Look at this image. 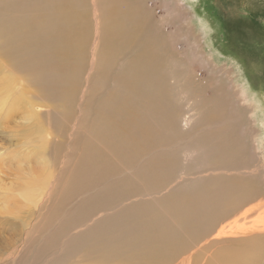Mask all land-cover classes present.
<instances>
[{
  "label": "rangeland",
  "instance_id": "obj_1",
  "mask_svg": "<svg viewBox=\"0 0 264 264\" xmlns=\"http://www.w3.org/2000/svg\"><path fill=\"white\" fill-rule=\"evenodd\" d=\"M75 1L93 22L85 39L62 32L76 39L79 59L62 75L66 95L54 92L57 41L44 39L55 20L31 22L27 48L0 55V83H21L10 90L17 95L24 83L36 103L21 98L0 110V264H179L264 200V0H143L159 44L175 54L177 75L166 82L178 93L168 123L153 117L159 133L129 157L103 137L97 107L128 57L120 45L111 56L102 47L110 9L123 0ZM36 2H10L3 12L38 15ZM22 26L14 27L20 46ZM195 256L204 264L210 252Z\"/></svg>",
  "mask_w": 264,
  "mask_h": 264
},
{
  "label": "bare ground",
  "instance_id": "obj_2",
  "mask_svg": "<svg viewBox=\"0 0 264 264\" xmlns=\"http://www.w3.org/2000/svg\"><path fill=\"white\" fill-rule=\"evenodd\" d=\"M16 1L0 0V55H9L12 51L10 45L21 47V52L27 48L24 41V28L29 27L31 22L46 21L49 18L55 20L56 27L49 31L45 30L44 39L53 40V44L57 41L58 46L53 52L56 55V61L52 66V71L56 70L60 75L54 87V92L59 96L65 91L62 75L69 70L70 63L79 60L78 57L73 60L74 56L71 50L73 41L76 39L64 38L62 32H69L72 35L82 32L84 39L88 38L93 22L92 16L78 13L74 6L75 0H38L36 7H41L43 10L38 15L28 13V16H23V13H16L11 18L3 10L6 9V4ZM142 2L143 0H130L131 7L135 8L133 9L127 7V1L123 0L119 2V5H123L124 8L118 5L115 9H110L113 12L108 16L111 25L108 27L110 32L105 40L106 45L102 46L110 56L116 45L121 47V53H123L121 59L128 55L125 61L122 60L123 65L116 75L120 84L105 94L97 105L98 112L102 115L100 120H103L101 127L103 137L109 139L114 150L127 155V157H129L128 155L141 154L147 145H151L155 135L160 131L152 118L160 117L167 124L168 121L163 117L171 115V101L178 93V89L166 82L167 74L169 76L172 73L174 79L177 75V71L174 72L172 69L175 54L168 55L163 46L159 44L161 38L159 36H162V32L159 29L157 33L152 32L153 26L157 25L156 19L152 18L151 12L147 9L146 12L143 11ZM94 5L97 7L96 3ZM121 10L123 15L119 13ZM94 17H97V23L100 22L101 16L98 17V12ZM15 25H23L20 35L21 46L19 35L14 29ZM100 27L101 23L97 27L98 34L101 31ZM165 38L162 39L165 40ZM165 45H167L166 42ZM83 46L80 49L85 57L86 49ZM81 59L83 60V58ZM9 74L4 72L2 78L5 77L8 80ZM11 80L7 81L8 85H4L5 80L2 81V84L0 83V110L11 111L20 105L18 101L21 98L28 100L29 104L34 106L36 103L31 96L32 93L25 88L27 86L24 83L22 86L24 91H20L18 95L15 90L10 92L11 88L15 89L19 86L18 84L21 85V83L17 84V81ZM191 81L192 79H190ZM67 92L65 91L64 95ZM256 99L258 100V98ZM144 113L151 118L146 121ZM220 113L221 110L218 114L220 115ZM213 115L212 117H214ZM100 163L94 162L93 170H96ZM219 227L213 237L204 239L202 244L197 246V250L182 257L179 264H193L196 260V258L192 260L193 257H197L195 255L200 253L205 254V252H210V256L206 258L204 264H258L264 251V200L250 205L230 220L220 224ZM197 262L201 263L199 259ZM263 263L264 260L261 264Z\"/></svg>",
  "mask_w": 264,
  "mask_h": 264
},
{
  "label": "water",
  "instance_id": "obj_3",
  "mask_svg": "<svg viewBox=\"0 0 264 264\" xmlns=\"http://www.w3.org/2000/svg\"><path fill=\"white\" fill-rule=\"evenodd\" d=\"M264 264V263H263Z\"/></svg>",
  "mask_w": 264,
  "mask_h": 264
}]
</instances>
